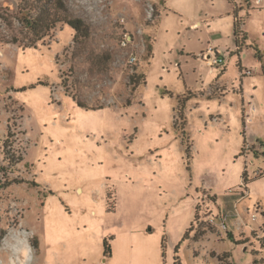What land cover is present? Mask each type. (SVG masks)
<instances>
[{"label": "rangeland", "instance_id": "374dc122", "mask_svg": "<svg viewBox=\"0 0 264 264\" xmlns=\"http://www.w3.org/2000/svg\"><path fill=\"white\" fill-rule=\"evenodd\" d=\"M51 3L0 0V264H264V0Z\"/></svg>", "mask_w": 264, "mask_h": 264}, {"label": "trees", "instance_id": "16d2710c", "mask_svg": "<svg viewBox=\"0 0 264 264\" xmlns=\"http://www.w3.org/2000/svg\"><path fill=\"white\" fill-rule=\"evenodd\" d=\"M52 7H54L57 11H64L68 12L65 5L63 4V0H51ZM54 9H49L48 6L46 7H35L33 8H26L21 9L20 11V21L22 25L26 27L27 30H30L34 33L38 34V40L42 39L45 35L41 34L43 29L47 32L51 29L55 28L58 23L61 22L60 18L56 17V14L51 13ZM67 25L72 27L75 31V39L78 37L87 38L90 35V27L87 25L83 20L79 18H72L68 17L64 20ZM35 43V42H34ZM76 100V99H75ZM77 101V100H76ZM79 106L86 107L80 101H77ZM185 102H182V107L184 106ZM187 153L190 154V147H187ZM187 234L185 238L187 239ZM104 248L106 253H111L110 245L105 241Z\"/></svg>", "mask_w": 264, "mask_h": 264}, {"label": "built area", "instance_id": "2783aa9c", "mask_svg": "<svg viewBox=\"0 0 264 264\" xmlns=\"http://www.w3.org/2000/svg\"><path fill=\"white\" fill-rule=\"evenodd\" d=\"M263 0H257L258 4H261ZM130 38L125 39V41H123V45L127 46V44L129 43ZM204 61L206 62V64L211 68V72L213 73L215 68H223L225 67L226 64V57L225 54L220 52V51H216L214 48L210 47L207 51V53L204 55ZM135 62V58L131 59V63ZM249 74V73H248ZM251 114L253 115L256 112V105L252 104L251 105ZM252 118H248V122H251ZM260 174L263 175L264 177V172H260ZM257 175V174H256ZM246 183V180L242 182V185L240 186L242 189V197L243 199L246 198L248 196V193L245 189H247V186L244 185ZM244 188V189H243ZM238 214V213H236ZM205 223H208L210 225H215L216 224V217L215 215L209 216L206 219H204ZM226 222H227V216H225L222 221L220 226L226 230Z\"/></svg>", "mask_w": 264, "mask_h": 264}, {"label": "crops", "instance_id": "0c3cea01", "mask_svg": "<svg viewBox=\"0 0 264 264\" xmlns=\"http://www.w3.org/2000/svg\"><path fill=\"white\" fill-rule=\"evenodd\" d=\"M199 25V24H198ZM243 57L244 58H246L247 57V55L246 54H244L243 55ZM223 68H226V67H223ZM214 73V72H213ZM253 76V75H252ZM251 77V76H250ZM247 78H249V77H246V78H244L243 79V81H242V83H241V87H242V91H243V93H244V99H242V122H243V134L245 135V136H247V133H248V128H247V126H251V127H253V126H257V125H254V123H255V117H254V121L252 122V123H245V121H244V118H243V115H244V113H246L247 112V110L249 109V106L252 104L251 103V101H250V99H253V96H252V94H250L249 92H247L246 91V87H247V83L244 81L245 79H247ZM254 90H256V88H254ZM184 107V106H183ZM246 110V111H245ZM259 109H257V111H256V114L254 115V116H257L258 114H259ZM247 114H248V112H247ZM251 127H250V129H251ZM254 128V127H253ZM248 137V136H247ZM252 152H254V154H256L257 155V157H259L260 155H259V152H258V149L255 147V146H252L251 147V149H250ZM212 192V191H211ZM213 193V192H212ZM213 194H215V193H213ZM216 195V194H215ZM225 197H227V196H225ZM223 200H224V198H223ZM225 200H228V202H231V200L230 199H225Z\"/></svg>", "mask_w": 264, "mask_h": 264}, {"label": "bare ground", "instance_id": "6f19581e", "mask_svg": "<svg viewBox=\"0 0 264 264\" xmlns=\"http://www.w3.org/2000/svg\"><path fill=\"white\" fill-rule=\"evenodd\" d=\"M26 253V252H25Z\"/></svg>", "mask_w": 264, "mask_h": 264}]
</instances>
